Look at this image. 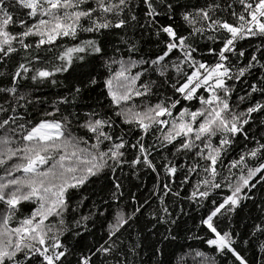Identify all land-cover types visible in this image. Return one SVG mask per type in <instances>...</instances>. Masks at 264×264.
<instances>
[{
    "label": "snow or ice",
    "instance_id": "1",
    "mask_svg": "<svg viewBox=\"0 0 264 264\" xmlns=\"http://www.w3.org/2000/svg\"><path fill=\"white\" fill-rule=\"evenodd\" d=\"M0 264H264V0H0Z\"/></svg>",
    "mask_w": 264,
    "mask_h": 264
}]
</instances>
